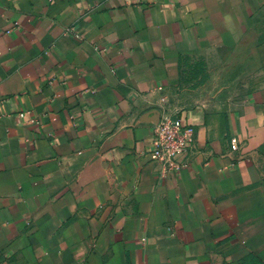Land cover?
I'll return each instance as SVG.
<instances>
[{
	"label": "crops",
	"instance_id": "obj_1",
	"mask_svg": "<svg viewBox=\"0 0 264 264\" xmlns=\"http://www.w3.org/2000/svg\"><path fill=\"white\" fill-rule=\"evenodd\" d=\"M263 19L264 0H0V264H264V46L246 92L178 91ZM162 107L195 132L166 173Z\"/></svg>",
	"mask_w": 264,
	"mask_h": 264
},
{
	"label": "rangeland",
	"instance_id": "obj_2",
	"mask_svg": "<svg viewBox=\"0 0 264 264\" xmlns=\"http://www.w3.org/2000/svg\"><path fill=\"white\" fill-rule=\"evenodd\" d=\"M236 50H222L188 58L181 67L179 93L190 103H199L217 93L234 96L246 92L250 83L246 65L250 51L264 46V19L240 38Z\"/></svg>",
	"mask_w": 264,
	"mask_h": 264
},
{
	"label": "built area",
	"instance_id": "obj_3",
	"mask_svg": "<svg viewBox=\"0 0 264 264\" xmlns=\"http://www.w3.org/2000/svg\"><path fill=\"white\" fill-rule=\"evenodd\" d=\"M30 110L19 112L26 118ZM195 142V132L191 124L185 121L180 110L162 107L157 111L151 130V147L148 151L151 160L158 164L163 173L178 171L186 165V157ZM231 148L237 149L232 140Z\"/></svg>",
	"mask_w": 264,
	"mask_h": 264
}]
</instances>
